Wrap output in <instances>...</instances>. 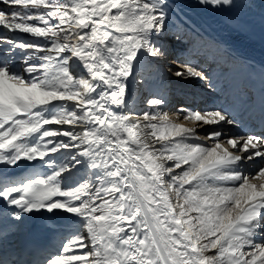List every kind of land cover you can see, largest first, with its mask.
<instances>
[{"label": "snow or ice", "instance_id": "snow-or-ice-1", "mask_svg": "<svg viewBox=\"0 0 264 264\" xmlns=\"http://www.w3.org/2000/svg\"><path fill=\"white\" fill-rule=\"evenodd\" d=\"M168 9L0 0V228L71 214L54 253L0 264H264V131L225 132L238 121L222 108H178L189 127L162 97L127 105L129 78L167 57ZM168 73L209 79L188 62Z\"/></svg>", "mask_w": 264, "mask_h": 264}, {"label": "bare ground", "instance_id": "bare-ground-1", "mask_svg": "<svg viewBox=\"0 0 264 264\" xmlns=\"http://www.w3.org/2000/svg\"><path fill=\"white\" fill-rule=\"evenodd\" d=\"M168 3L171 4L173 7H175L178 11H180L184 17V19L187 21L185 29L180 30V26H176L174 28L179 30V32L176 34L175 32H171L169 36H166L163 38V46H166V44H169L168 42H178L180 40H184L186 36L189 34H192V38L190 41L187 42V48L190 50L188 56L185 55L182 58L188 62L195 64V66L200 67L201 65L205 66V70L212 72L215 68H221L222 70L221 74L218 76H211V78L214 80V82H218L220 84H228V88L230 90L228 91V94H231L230 97V104L226 105L225 108H223L222 104H219L215 101H210L209 95L204 94L203 97L200 98H187L190 100L189 105L195 104V106L198 107H207V108H218V109H225L227 111H230L237 119L238 124L236 126H225L224 131L225 132H231L233 135H239V134H247L249 133V130L247 129L248 125L245 122V114L251 110L253 107L251 104L247 105L240 114H238L236 108L234 106L233 96L232 92L242 89L243 87L249 86V88L252 90V92H255L256 95L260 93V85L259 82H264V38H261L260 36L256 35V33H253L250 30L244 29V22H240L239 24L236 22H232V19L229 20V23H232V25H229L228 27H222L221 31L232 33L233 36H236L239 40L238 47L241 52L246 53L249 57V59H246L244 57H238L231 54H228L230 56V59H228L225 56L224 48H220L221 52L213 51L211 49V43L204 44L201 46L200 37H202L201 34L197 35L195 37V30L197 32L198 26H203L204 28L208 27V22H222V20H217L216 17H211L210 12L207 13V8L201 7L198 5L197 0H168ZM243 3L250 7H255L259 9L260 11L264 12V0H243ZM179 12V13H180ZM180 13V14H181ZM181 14V15H182ZM174 22V21H173ZM176 22V21H175ZM226 26V25H225ZM189 28L190 31L186 32V28ZM184 28V27H183ZM260 29V27H259ZM183 33V35H182ZM262 35H264V30L261 31ZM264 37V36H263ZM172 39V40H171ZM212 41V40H211ZM214 42V41H213ZM215 44V43H213ZM248 46L249 49H245L244 47ZM201 49V50H200ZM204 49H209L206 51H203ZM175 50L178 51V49L175 48ZM186 52V51H185ZM197 53V54H196ZM204 54V55H203ZM224 56V57H223ZM193 59H195V62H193ZM164 62V61H163ZM207 62V63H206ZM241 63L244 65V68H241L240 65H234V63ZM209 63V64H208ZM152 63L145 62L144 66L138 70V72L146 73L147 67L151 66ZM156 64L153 65V68ZM159 65V63H158ZM209 65H211V69H209ZM162 65H159L158 69H160ZM162 71V69H160ZM212 70V71H211ZM137 75V72L134 73V80L133 77L129 78V89L127 93L126 102L128 107L131 109L130 101L128 100V96L130 94L134 93L137 90V78L135 76ZM215 75V74H214ZM222 76V77H221ZM210 79V77L208 76ZM208 79V81H209ZM195 83H197L200 79H195ZM154 81V80H152ZM190 81V80H189ZM204 81V80H203ZM202 84L206 81L203 82ZM205 84V83H204ZM213 87H215V84L212 83ZM165 86V85H164ZM201 86V85H200ZM236 88V89H235ZM213 89V88H212ZM157 88L155 89V91ZM201 92H205V90H201ZM208 92H210L208 90ZM212 92V91H211ZM214 93V92H212ZM227 93V92H226ZM243 93V92H242ZM243 95V94H242ZM144 96V95H143ZM148 96V95H147ZM215 96V95H213ZM150 97V96H149ZM180 96L176 95L173 98V101L175 102ZM186 99V98H184ZM183 99V100H184ZM148 100V99H147ZM224 103V102H223ZM177 105V104H176ZM170 114V113H169ZM171 115V114H170ZM188 122V121H186ZM249 123V122H248ZM251 124V123H250ZM190 125V124H189ZM253 124H251L252 126ZM260 161L257 160L256 165H260ZM247 170H254L251 167H249ZM59 213L61 216H63V212L59 210ZM66 214V213H65ZM71 215V214H67Z\"/></svg>", "mask_w": 264, "mask_h": 264}, {"label": "rangeland", "instance_id": "rangeland-1", "mask_svg": "<svg viewBox=\"0 0 264 264\" xmlns=\"http://www.w3.org/2000/svg\"><path fill=\"white\" fill-rule=\"evenodd\" d=\"M179 12L180 11H178L175 7H173L172 5L169 4V9H168L169 25H168V31L166 32L164 37H166V35H168V33L170 35V33L174 29L175 25L176 26H180V30H182V31H183V29H185L187 21L184 19V17H182L183 14L180 12L182 14L181 15ZM168 43L169 44H174V45L177 44V42L176 43L175 42L171 43L170 41ZM228 59H230V58H228ZM163 61L164 62L162 63V68H163V70H162V74H163L162 79L158 80L157 77L151 76L150 72L146 73L145 77L142 76V75L140 76V78L138 79V88L142 92H144V91H146V92L154 91L156 88H159V87L165 85L167 89H165L161 95H159L157 93L152 95V97H162L165 100L167 95L170 96L169 99H172L178 93L184 94L185 96H189L190 95L192 97V96H195V91L198 90V89H200V90L201 89L202 90L203 89L209 90V88H210L209 85H211V84L208 81L201 87L200 86V82L203 81L201 79L198 80L197 83H195V81H196L195 79L181 80V79L175 77L174 74L170 75L168 73V69H170V68L175 69L176 67H179L180 64L186 62L184 59H179V61H178V59L172 58V56H171L170 58H167L166 60H163ZM190 64H192V63H190ZM240 64L239 63H234V65H236V66L240 65ZM192 65L195 66V64H192ZM210 66L211 65H209V69H211V67H212V66L211 67ZM198 70H200L203 73H205L206 76H209L210 77L209 81L213 80L211 78L212 75L213 76H218L219 74H221L222 70L225 71L224 69H221V68H215V69H213V71L211 70L212 72H209V71L205 70V66L204 65H201L200 67H198ZM142 79H146V80H144L143 84L140 83L142 81ZM152 80H154V81H152ZM213 82H214V80H213ZM224 85H228V84H224ZM228 86L227 87H225V86L219 87V88H221L220 91H219V88L218 89H214V88L210 89V91H213L214 94H215V96H213L215 98V100H213V101H215V102H217L219 104H222L223 108H225L226 105L230 104V100L229 99L231 97V94H228V91L230 90V88H228ZM225 89H227L228 91H226ZM251 97H252V93H250V91L246 92V89H244V90L241 91V93L239 95H237L236 101L239 103L240 102L239 100L241 98H246L245 101L246 100L248 101V100H250ZM168 104H169V102H168V100H166V106L167 107H163L162 106V110L164 112H167V113L171 114V115L169 114V116H170V119L173 122H175V123H185L189 127L194 126L191 122H189V121L186 122L187 120H184L182 116L176 115V110L178 108H180V107H188L189 105H185L183 103H179V105H177V106H170ZM147 108H148L147 106H144L143 108H141V112H143ZM41 170L43 171V169H41Z\"/></svg>", "mask_w": 264, "mask_h": 264}]
</instances>
